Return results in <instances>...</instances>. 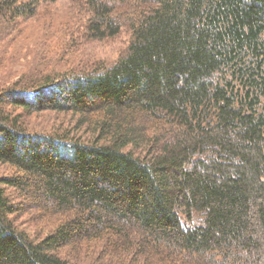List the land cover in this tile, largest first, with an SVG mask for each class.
Returning <instances> with one entry per match:
<instances>
[{
    "label": "trees",
    "instance_id": "trees-1",
    "mask_svg": "<svg viewBox=\"0 0 264 264\" xmlns=\"http://www.w3.org/2000/svg\"><path fill=\"white\" fill-rule=\"evenodd\" d=\"M40 1L0 0V41ZM109 1L85 4L93 38L132 31L115 63L0 83V264H264V0ZM44 110L71 119L29 131ZM3 187L56 219L45 238Z\"/></svg>",
    "mask_w": 264,
    "mask_h": 264
},
{
    "label": "rangeland",
    "instance_id": "rangeland-1",
    "mask_svg": "<svg viewBox=\"0 0 264 264\" xmlns=\"http://www.w3.org/2000/svg\"><path fill=\"white\" fill-rule=\"evenodd\" d=\"M103 2L113 4L109 0H103ZM119 7L120 10L131 14L129 18L127 15L124 16L126 20H133L142 8V4L139 3V8L135 12L132 9L129 11L124 4ZM36 9L32 18L19 20V31L14 32L13 38L0 41V60L2 55L6 54L0 62V83L6 84L9 80L7 85L10 86L19 75L30 70L31 62H42L45 68L54 64V70L62 71L70 67H79L82 71L92 67L95 63H101L104 67L111 65L127 50L132 39V31L128 25H125L115 36L100 40L93 38L88 32L89 20L93 13L85 4V0H57L55 2L42 0ZM59 60L69 62L57 66L56 62ZM18 110L21 112L22 109ZM70 119V115L44 110L26 115L24 122L29 131L45 132L53 131L59 124H62V121H70ZM82 133H84L83 130L79 132V134ZM12 171L9 166L0 165V180L11 176ZM3 188L12 202L20 201L31 207L22 215L12 217L15 226L20 230H26L34 238L41 234L42 238H45L46 233L55 226L56 219L45 213L42 220H33L30 218L32 215L42 212L39 208H32L34 198L20 197L19 191ZM100 247L94 246V249H86L70 246L62 250L61 254L70 262H84L89 259V256H95L97 250L101 249ZM111 252H113L112 249L108 250L107 255ZM130 258L131 255H128L127 259ZM139 261L144 263L145 256H139Z\"/></svg>",
    "mask_w": 264,
    "mask_h": 264
}]
</instances>
